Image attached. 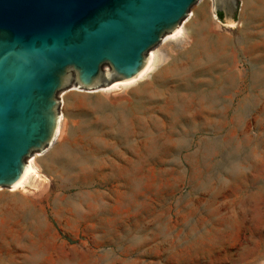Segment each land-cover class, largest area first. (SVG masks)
<instances>
[{
	"label": "rangeland",
	"instance_id": "1",
	"mask_svg": "<svg viewBox=\"0 0 264 264\" xmlns=\"http://www.w3.org/2000/svg\"><path fill=\"white\" fill-rule=\"evenodd\" d=\"M150 51L132 82L59 93L0 189V264H264V0L231 25L198 0Z\"/></svg>",
	"mask_w": 264,
	"mask_h": 264
},
{
	"label": "water",
	"instance_id": "2",
	"mask_svg": "<svg viewBox=\"0 0 264 264\" xmlns=\"http://www.w3.org/2000/svg\"><path fill=\"white\" fill-rule=\"evenodd\" d=\"M210 1L215 22L234 24L239 0ZM197 2L0 0V189L13 187L28 171L27 159L53 141L60 92L105 89L142 76L150 50Z\"/></svg>",
	"mask_w": 264,
	"mask_h": 264
},
{
	"label": "bare ground",
	"instance_id": "3",
	"mask_svg": "<svg viewBox=\"0 0 264 264\" xmlns=\"http://www.w3.org/2000/svg\"><path fill=\"white\" fill-rule=\"evenodd\" d=\"M180 30H181V25L171 35H169V36H174V35L178 34L180 32ZM150 54H151V58H152V52L151 51H150ZM150 61H151V59H150ZM27 164H28V171L23 175V177L13 187H11L12 189H14V188H16L18 186H21L23 184V182L25 181V179L27 178V176L33 170V164H34V157L33 156H30L27 159Z\"/></svg>",
	"mask_w": 264,
	"mask_h": 264
},
{
	"label": "trees",
	"instance_id": "4",
	"mask_svg": "<svg viewBox=\"0 0 264 264\" xmlns=\"http://www.w3.org/2000/svg\"><path fill=\"white\" fill-rule=\"evenodd\" d=\"M217 16L221 19L222 18V14H221V12L220 11H217Z\"/></svg>",
	"mask_w": 264,
	"mask_h": 264
}]
</instances>
